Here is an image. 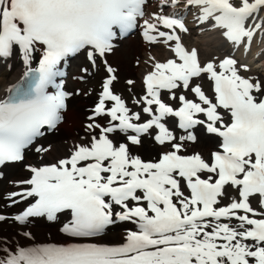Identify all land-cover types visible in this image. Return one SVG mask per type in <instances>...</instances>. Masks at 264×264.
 <instances>
[{"label":"snow or ice","instance_id":"snow-or-ice-1","mask_svg":"<svg viewBox=\"0 0 264 264\" xmlns=\"http://www.w3.org/2000/svg\"><path fill=\"white\" fill-rule=\"evenodd\" d=\"M181 2L162 0L160 11L147 13L149 0H0V58L18 55L26 66L23 80L0 99V168L25 161L36 139L64 121L71 94L57 82L62 63L83 53L106 73L70 155L27 165L30 178L12 183L31 187L4 197L28 202L12 218L20 226L69 218L60 229L65 242L22 246L0 238V264H264V79L242 75L249 65L232 56L202 64L198 50L182 42L185 17L164 12ZM183 6L198 9L199 22H214L235 46L250 49L264 33V0ZM137 30L173 58L150 56L144 93L137 97L136 81H125L129 102L115 90L119 77L107 57ZM203 78L212 82V96L198 82ZM198 128L219 139L207 158L191 149ZM146 139L162 149L157 158L137 154ZM8 219L0 213V222ZM127 224L134 229L122 243L95 242ZM22 235L33 239L30 231Z\"/></svg>","mask_w":264,"mask_h":264},{"label":"bare ground","instance_id":"bare-ground-1","mask_svg":"<svg viewBox=\"0 0 264 264\" xmlns=\"http://www.w3.org/2000/svg\"><path fill=\"white\" fill-rule=\"evenodd\" d=\"M134 40V39H132ZM196 42L201 45H206L207 49L210 51L211 47H220L222 46V42L219 39H215L212 36H198L196 37ZM130 41V42H128ZM127 41V44L123 43V48L125 50V55L123 56L120 52L119 55H114L115 51L111 54L113 56L112 61L115 63H119L117 65L119 67V72L123 74H132L133 69L129 67L128 62L126 61V55L129 56L131 52L138 49L137 48V42L131 41L129 39ZM217 47V48H218ZM263 51L254 52L246 57H244V63L248 64L249 67L251 66L252 69H254L260 76L261 79H264V60L262 61V57L264 56V42L262 46L260 47ZM242 52L244 50L242 49ZM257 53L259 55V58L255 62L253 60V56ZM130 57V56H129ZM111 61V62H112ZM258 63V64H256ZM134 68V67H133ZM26 69V66L23 64L22 59L17 55L14 58L11 59V70L8 72L9 74L5 76L2 81H0V98L4 95V89L11 84L21 73H23ZM137 74V73H136ZM120 75V74H119ZM122 77V76H121ZM138 83V82H137ZM90 86V85H89ZM68 99V105L69 110H71L74 114V117L71 119L73 122H70L71 128L69 131H62L54 129L53 132L47 136L46 142L42 145L45 148H48L50 146V151L47 153H37L36 151L31 152L30 157L26 160V165L29 164H41V163H47L48 162H55L58 159H62L64 157H67L70 154V149L73 145L80 142V137L84 135L83 129H80L77 127L78 119H81L85 116H90L92 112L89 110L88 107L89 102H91L94 98L84 97L83 99L79 100L78 103L76 101V98L74 97L73 93H70ZM68 111V110H67ZM88 122V118H84ZM81 125V124H80ZM173 126V125H172ZM197 135L199 137V142L195 145H191V149L195 151L201 152L203 156L206 157L205 150L213 151L216 149L217 139L214 136H206L204 134H201V131L196 130ZM119 139V137H118ZM162 151V149L159 146H156L155 144H149L147 140L144 141L143 147L139 148L137 150V154H140L142 158L146 157H152L157 158V154ZM15 164L10 165V168L6 170L7 165L4 167L5 172L3 180L0 182V208L1 206H4L6 208L14 207V206H22L27 203V201H20L16 204H11L10 200L5 199L7 193L13 192V191H19L22 188H28L26 185H21L17 183V181H22L28 179V170L27 168H23L22 165L15 166ZM19 200V198H16ZM9 207H7V206ZM68 222V218H64L62 220L58 219L56 222H50L47 220H41L39 219L35 220V223H33V226H18L17 231L16 228L13 229H7L9 230L5 236H3L2 232H0V238H7L9 243L11 242H18L20 245L24 246L28 243V238L23 237L22 234L19 232L24 231H30L34 232L36 234V237L40 240L47 239V237H55L59 239L66 240L63 233L60 231V229L63 227L64 223ZM129 228V225H126L123 227L122 230L110 233L107 235H104L101 237L102 240H116V239H123L124 235L126 234V230ZM99 239V240H101Z\"/></svg>","mask_w":264,"mask_h":264},{"label":"rangeland","instance_id":"rangeland-1","mask_svg":"<svg viewBox=\"0 0 264 264\" xmlns=\"http://www.w3.org/2000/svg\"><path fill=\"white\" fill-rule=\"evenodd\" d=\"M191 13L193 14L194 13V11H191ZM200 27H201V24L199 25ZM223 31V30H222ZM217 34H219V33H217ZM213 36H216V35H214L213 34ZM194 37L195 36H192V35H190V36H188V35H186V41H187V43H188V45L190 46V47H194V46H196L197 45V50H198V53H199V56H200V58H201V60H202V62L203 63H206V62H208V61H214V60H221V58H222V56L224 55V54H221V52L220 51H205L204 50V46L203 45H201V44H199V43H197L195 40H194ZM129 39H131V41H136L138 44V46H137V48L138 49H136V50H134L133 52H131L130 53V57L129 56H127L126 55V61L128 62V64H129V67L131 68V69H133L134 71H133V73H137V74H135V77H137V79H138V83H139V78H140V74H141V71H142V65L145 67V59L143 58V56H144V53H145V51L148 49V50H151V49H149L148 48V46L146 45V44H144V43H142V42H140V40L136 37V38H128L127 39V41L129 40ZM132 39H134V40H132ZM215 39H218V38H215ZM127 41H125V42H122L116 49V51H115V54H113V56L114 55H119L118 53L120 52L123 56L125 55V50H124V48H123V43H125V44H127ZM128 42H130V41H128ZM131 43V42H130ZM157 48H160L161 46L159 45V46H156ZM155 48V46H153L152 47V50ZM164 48V50L166 51V54H168L169 53V49H168V51H167V48H165V47H163ZM136 51V52H135ZM134 53V54H133ZM131 54H133V55H131ZM113 56H109L108 57V59H109V61H112V58H113ZM136 56H138V57H140V58H138V57H136ZM137 60H139V64H137ZM238 60V59H237ZM239 61V60H238ZM114 64H117V65H119V63H115L114 61H112ZM240 62V61H239ZM116 65V66H117ZM134 67V68H133ZM4 74L5 73V71L3 70L2 72H1V74ZM253 71L252 70H250V71H248V72H242L241 74L242 75H245V76H251V77H254L255 75H253ZM9 74V73H8ZM7 74V75H8ZM100 75H102V74H100ZM6 75H3V78L5 77ZM122 76V79L124 80L125 78H127L128 76H127V74H123V75H121ZM125 77V78H124ZM121 78V77H120ZM3 79H1L0 81H2ZM98 78L95 80V82H94V84H96V83H98ZM200 84H201V86H202V88L204 89V91L206 92V93H208L209 92V84H208V82H207V80H206V78H203V79H201V80H199L198 81ZM76 84V83H75ZM89 85H92V84H87V86H84V88H83V90H81L82 91V93H86L87 95H92L91 97L92 98H94V96H95V94H92V93H89L88 91V87H90ZM89 97V96H88ZM90 97V98H91ZM165 98H167L166 97V94H165ZM81 99H83V96H77L76 97V101H77V103H78V101L79 100H81ZM93 101V100H92ZM91 101V102H92ZM91 102H89V104L91 103ZM74 117V114H73V112L71 111V110H68L67 112H65V120L59 125V127L58 128H62V129H64V130H67L68 129V127H70L71 128V124H70V122H73L71 119ZM78 126H80V124L82 123V120L80 121V119H78ZM74 123V122H73ZM147 140V139H146ZM147 142H153L151 139H148L147 140ZM205 153L206 154H208L207 153V151L205 150ZM19 164H21V163H19ZM18 164V165H19ZM252 206L254 207V208H257V209H259V200H252Z\"/></svg>","mask_w":264,"mask_h":264}]
</instances>
